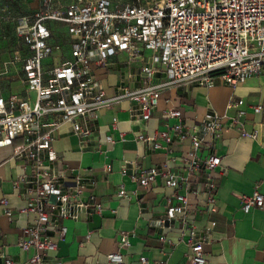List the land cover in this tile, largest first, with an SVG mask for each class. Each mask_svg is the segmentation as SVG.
Returning <instances> with one entry per match:
<instances>
[{"label":"crops","instance_id":"0c3cea01","mask_svg":"<svg viewBox=\"0 0 264 264\" xmlns=\"http://www.w3.org/2000/svg\"><path fill=\"white\" fill-rule=\"evenodd\" d=\"M149 56L150 52L143 51L132 59L126 52H114L108 65L94 66L92 75L104 102L96 110L91 132L77 135L68 123L53 132L52 148L57 155L53 166L63 171L64 189L80 192L71 217H53L49 224L47 234L56 249L43 254V264H190L186 238L191 232L201 243L205 264H264V201L259 209L246 213L241 209L245 194L256 190L264 198V70L234 88L220 78L211 87L203 81L171 85L162 74L149 81L142 73ZM70 57L69 50L67 59ZM60 61L54 50L43 62ZM148 82L158 84L159 93L157 105L145 121L135 100L115 97L124 87ZM256 105L262 107L259 112L253 110ZM178 106L183 108L182 122L188 127L199 125L208 111L223 117V130L214 146L207 144L205 136L197 149L199 161L212 153L221 159L212 174L216 185L213 205L206 200L202 169L189 168V137L181 142L158 138L159 149L137 139L175 123L177 119L166 112ZM239 111L244 113L239 115ZM232 118L237 122L231 124ZM241 130L255 133V138L241 136ZM120 132H125L123 138ZM107 135L112 142L106 141ZM12 151V145L0 147V199L6 198L15 211L28 203L30 195L27 185L17 189L12 184L23 171L21 162L11 158ZM149 169L159 173L169 169L187 180L176 190L166 185L162 174L146 184L133 178ZM120 189L126 196L118 195ZM176 191L187 196L188 209L160 225L157 221L165 215L167 198ZM96 205H100L99 211ZM32 218L33 214H14L8 219L0 205V254L20 261L33 254L34 249L26 253L17 245L22 227ZM61 224L66 226L63 237L59 235ZM123 232L128 234V245L120 244ZM113 251L122 255L120 263L108 262L106 255Z\"/></svg>","mask_w":264,"mask_h":264},{"label":"built area","instance_id":"2783aa9c","mask_svg":"<svg viewBox=\"0 0 264 264\" xmlns=\"http://www.w3.org/2000/svg\"><path fill=\"white\" fill-rule=\"evenodd\" d=\"M48 21L66 27L71 57L45 65L44 59L54 53L53 30ZM16 34L27 46L28 54L23 64V89L0 92V147L13 146L11 158L21 162L23 171L12 184L17 189L27 185L30 198L15 211L6 198L0 199V205L8 219L14 214H33L22 227L17 245L26 253L31 248L34 252L24 261L1 253L3 264H43V254L56 249L47 234L53 217L65 220L72 215L80 190L71 192L62 186L63 171L53 166L57 160L52 148L53 132L64 123L77 135L91 132L96 110L104 102L92 75L94 66L108 65L107 59L114 52H126L135 59L148 51L149 61L141 71L149 81L162 74L171 85L203 81L211 87L214 79L220 78L233 88L264 70V0H136L121 6H114L110 0H73L62 11L48 9L19 17ZM157 86L148 82L136 88L124 87L115 98L135 100L140 118L146 121L158 102ZM241 103L238 99L237 104ZM261 108L256 105L253 110L259 112ZM166 113L177 121L153 135L140 134L137 139L159 149L158 138L181 142L189 137V168L202 169L206 200L213 205L216 185L212 174L221 159L212 153L199 161L197 149L205 136L209 138L207 144L214 146L223 130V117L208 111L199 125L188 127L182 122V107ZM236 122L231 119V124ZM124 136L125 132H120V138ZM241 136L255 138V133L241 130ZM105 138L112 142L110 135ZM17 139L22 141L15 143ZM158 174L164 175L166 185L176 190L187 180L185 175L169 169L160 173L149 169L133 178L146 184ZM118 195L126 196L123 189ZM263 201V195L255 190L241 197V209L245 213L259 209ZM95 207L99 211L100 205ZM187 209V196L176 191L167 198L165 215L157 222L167 225ZM65 231L66 226L61 224L59 235L63 237ZM120 244H129L127 233H121ZM186 244L189 263L205 264L201 243L192 232ZM106 256L109 263L122 261L118 251Z\"/></svg>","mask_w":264,"mask_h":264},{"label":"rangeland","instance_id":"374dc122","mask_svg":"<svg viewBox=\"0 0 264 264\" xmlns=\"http://www.w3.org/2000/svg\"><path fill=\"white\" fill-rule=\"evenodd\" d=\"M72 1L0 0V92L2 94L15 93L23 89V64L27 51H25L24 45L16 34L18 18L33 16L48 9L62 11ZM133 1L136 0H110L114 6H121ZM49 24L53 26L54 35L51 41L54 44V50L59 54L61 61H64L67 59L70 50L66 27L57 22H49ZM51 57L49 56V58ZM114 57L118 59L117 55Z\"/></svg>","mask_w":264,"mask_h":264},{"label":"trees","instance_id":"16d2710c","mask_svg":"<svg viewBox=\"0 0 264 264\" xmlns=\"http://www.w3.org/2000/svg\"><path fill=\"white\" fill-rule=\"evenodd\" d=\"M113 4V3H112ZM49 22H54V21H48V25L52 28V30H53V26H51L50 24H49ZM58 23V22H57ZM53 35H54V32H53ZM53 38V37H52ZM20 39V38H19ZM21 40V39H20ZM52 40V39H51ZM21 42H22V44L24 45V47H25V51H27V54H28V48H27V46L24 44V42L21 40ZM52 42V41H51ZM53 43V42H52Z\"/></svg>","mask_w":264,"mask_h":264}]
</instances>
